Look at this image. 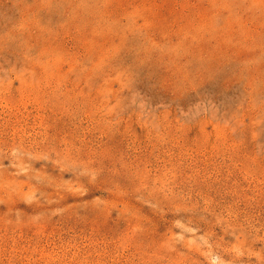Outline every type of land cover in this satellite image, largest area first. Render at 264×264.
Listing matches in <instances>:
<instances>
[{
    "label": "rangeland",
    "instance_id": "obj_1",
    "mask_svg": "<svg viewBox=\"0 0 264 264\" xmlns=\"http://www.w3.org/2000/svg\"><path fill=\"white\" fill-rule=\"evenodd\" d=\"M0 264H264V0H0Z\"/></svg>",
    "mask_w": 264,
    "mask_h": 264
}]
</instances>
